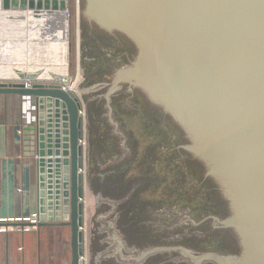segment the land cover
<instances>
[{
    "label": "water",
    "instance_id": "95a60500",
    "mask_svg": "<svg viewBox=\"0 0 264 264\" xmlns=\"http://www.w3.org/2000/svg\"><path fill=\"white\" fill-rule=\"evenodd\" d=\"M26 12L61 17L62 34L33 46L59 44L65 73L29 66L1 80L0 94L36 105L25 131L40 224L70 225L72 264H85V240L86 264H264V0H81L83 101L62 88L68 1L0 0L1 14ZM135 151L171 196L140 204L143 221L125 227L122 199L110 196L119 189L95 191L91 177Z\"/></svg>",
    "mask_w": 264,
    "mask_h": 264
},
{
    "label": "crops",
    "instance_id": "0c3cea01",
    "mask_svg": "<svg viewBox=\"0 0 264 264\" xmlns=\"http://www.w3.org/2000/svg\"><path fill=\"white\" fill-rule=\"evenodd\" d=\"M61 24L58 15L0 13V81L29 66L46 67L43 78L61 75L62 47L33 46L35 39L61 35ZM35 117L30 96L0 94V219L10 221H0V226H13L14 218L30 216L40 207L34 133L25 131ZM71 239L66 222L39 224L28 232H0V264H72Z\"/></svg>",
    "mask_w": 264,
    "mask_h": 264
},
{
    "label": "trees",
    "instance_id": "16d2710c",
    "mask_svg": "<svg viewBox=\"0 0 264 264\" xmlns=\"http://www.w3.org/2000/svg\"><path fill=\"white\" fill-rule=\"evenodd\" d=\"M96 114L92 115V117H95ZM97 118V117H96ZM97 120H94L93 123L90 124V130L92 131L93 136H98L102 132V129H99L101 127L95 128V125L97 124ZM100 126V125H99ZM94 143L97 145L101 144V139L99 141L94 138L93 140ZM113 142H110L111 146L113 145ZM107 153V151L105 152ZM116 154L118 156L119 152H113L111 154H103L102 156L105 158L111 159V155ZM136 156L134 158H131V161L127 164L126 167L121 164L120 161L117 162L115 165H110L107 164L108 162H104L106 164L107 169H111L110 174L105 173L103 178L100 176L102 171L96 175H92L91 177V187L95 191H101L102 190H107V193L110 192V188H113V191H117L119 189V193H115L114 195H110L113 198H121L120 200V211H121V217H122V224L125 226H128V222L131 220L132 223L138 225L140 222L143 221V209L144 208H139L138 206L141 204L144 205L150 200H154L157 204L160 203L162 199L167 197L168 199L171 196V188L169 186V190L166 191V193H163V190L160 189V186L158 185V182L156 180L157 174L152 170H150V165L147 162V165L149 166L148 168H145L144 166V157L142 154V151H135ZM187 157V156H186ZM116 159V158H115ZM148 159H151V156L148 157ZM189 159L196 161L192 158L191 154L189 155ZM111 161V160H110ZM109 166V167H108ZM141 175L144 176L143 180L146 183L144 186V183L140 182L139 179L141 178ZM208 178V177H207ZM103 179V181H101ZM211 182H213V189L217 193V195L223 200L224 198L222 197L220 191L216 188L215 182L209 178ZM140 182V186H137L136 189H133V199L126 197V192L134 185H137L136 182ZM217 189V190H216ZM147 194V195H146ZM109 195V194H106ZM135 201H138L135 205ZM224 201V200H223ZM225 203H227L225 201ZM228 203H227V210H228ZM138 210V213H136ZM125 226V227H126ZM125 228L124 230H126Z\"/></svg>",
    "mask_w": 264,
    "mask_h": 264
},
{
    "label": "rangeland",
    "instance_id": "374dc122",
    "mask_svg": "<svg viewBox=\"0 0 264 264\" xmlns=\"http://www.w3.org/2000/svg\"><path fill=\"white\" fill-rule=\"evenodd\" d=\"M69 11V61H68V78L76 80L74 92L82 100L79 88V76L82 69L81 59V0H67ZM83 101V100H82ZM84 172V170H83ZM84 263L86 264V240H85V256Z\"/></svg>",
    "mask_w": 264,
    "mask_h": 264
},
{
    "label": "built area",
    "instance_id": "2783aa9c",
    "mask_svg": "<svg viewBox=\"0 0 264 264\" xmlns=\"http://www.w3.org/2000/svg\"><path fill=\"white\" fill-rule=\"evenodd\" d=\"M76 84V80H70L67 84H62V88L66 91L73 90L72 85ZM27 87H30L32 85V81L27 80L26 81ZM84 143V141L82 142ZM1 222H10L7 218L0 219ZM14 225L13 226H0V232H6L8 230H16L21 232H28L32 229H35L40 223H41V213L38 209L36 212L32 213L30 216L26 217H16L14 218Z\"/></svg>",
    "mask_w": 264,
    "mask_h": 264
},
{
    "label": "bare ground",
    "instance_id": "6f19581e",
    "mask_svg": "<svg viewBox=\"0 0 264 264\" xmlns=\"http://www.w3.org/2000/svg\"><path fill=\"white\" fill-rule=\"evenodd\" d=\"M60 68V70L62 71V74H64L65 72H64V70L62 69L63 67L61 66V67H59ZM53 72V71H52ZM11 77H15L16 75L15 74H12V75H10ZM60 76V75H59ZM72 89L74 90V85H72Z\"/></svg>",
    "mask_w": 264,
    "mask_h": 264
}]
</instances>
